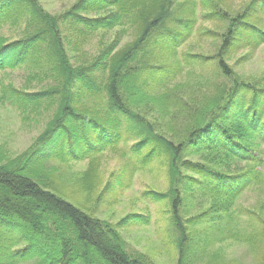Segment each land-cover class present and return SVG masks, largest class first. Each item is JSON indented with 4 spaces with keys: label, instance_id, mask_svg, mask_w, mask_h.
<instances>
[{
    "label": "trees",
    "instance_id": "16d2710c",
    "mask_svg": "<svg viewBox=\"0 0 264 264\" xmlns=\"http://www.w3.org/2000/svg\"><path fill=\"white\" fill-rule=\"evenodd\" d=\"M176 1L76 0L64 12L50 14L37 0H0V72L24 68L28 81L37 83L29 92L2 86L0 102L29 115L55 108L25 154L3 163L0 153V220L9 226H0V264H146L128 254L120 235L146 218L133 214L111 224L84 213L48 190L54 168L43 166L47 159L82 161L129 137L135 140L134 154L147 149L139 158L141 168L155 161L169 166L168 194L146 195L169 202L179 235L178 264L199 263L216 243L231 238L238 225L237 200L251 187L264 186V77H234L223 56L238 29L249 37L259 34L257 42H264V31L249 23L248 12L229 21L214 59L231 82L214 84L200 106L189 107V100L174 94L175 87L156 92L150 85L162 86L166 74L175 71L162 61L148 62L149 54L158 44L161 53H172L190 30ZM216 9L206 15L225 17ZM128 25L134 39L119 47L118 33L125 34ZM4 28L18 31V38L3 36ZM114 29V40L96 56L73 60L90 39ZM171 108V116L186 111L191 117L177 143L159 135L145 118L148 110L169 115ZM186 192L199 197V214L183 222ZM206 201L209 207L202 211ZM261 220L255 218L260 241L254 247L261 258L256 264H264ZM16 227L19 233L13 232Z\"/></svg>",
    "mask_w": 264,
    "mask_h": 264
},
{
    "label": "rangeland",
    "instance_id": "374dc122",
    "mask_svg": "<svg viewBox=\"0 0 264 264\" xmlns=\"http://www.w3.org/2000/svg\"><path fill=\"white\" fill-rule=\"evenodd\" d=\"M37 1L50 14L64 12L76 2ZM212 6L225 13V17H208L206 14H210ZM175 8L180 17L190 22V30L183 35L179 45L171 50L172 53L169 50L161 53L163 44H158L149 54L148 62L160 64L162 61L167 68L175 71V75L166 74L168 77L163 80L162 86L150 85L156 92L165 87L167 90L175 87L174 94L184 103L189 100L188 106L194 108L200 106L205 95L213 94L211 89L214 84L231 82L221 76L217 60L214 59L229 21L243 12H248L249 23L264 31V0H177ZM116 32L118 33V29L97 34L83 45L81 51L73 54V60L84 62L96 56L99 49L114 40ZM1 33L10 40L18 38V31L13 32L8 28H4ZM118 34L119 47L134 39L129 25L126 26L125 34ZM258 35L249 37L242 29L237 30L232 46L223 56L234 77L238 76L247 81H258L264 77V42L254 40ZM197 56H203L205 60H199ZM29 74L24 68L1 71L0 96L1 87L6 84H12L18 89L25 88L28 92L35 89L37 83L28 81ZM5 103L0 102V153L3 163L25 154L55 112L52 106L49 109H41L36 115H29L21 113V110L10 106L8 102ZM172 110L173 108L169 110V115L161 114L159 109L148 110L145 118L155 126L159 135L177 143L189 128L191 117L186 111L171 116ZM134 144L135 140L131 137L122 139L115 148L110 147L101 153L89 154L82 161L63 162L47 159L43 166L48 170L54 168V171L48 173L46 180L48 190L84 213L111 224H116L133 214L143 216L147 221L120 230L128 254L141 258L146 264H178L179 250L176 239L179 235L171 224L169 202L155 201L146 195L148 192L168 194L171 181L169 166L155 161L141 168L138 165L139 158L145 155L147 149L134 154ZM183 196L186 206L184 212L187 214L182 220L185 222L199 214L198 208L196 209L199 197L190 192L183 193ZM236 204L238 225L232 231L231 238L216 243L207 258L196 264H256V260L261 259L254 247L257 246L256 242L259 245L260 241V237L255 238V233H260L255 218L264 220V186L246 190ZM203 206L202 211L208 209L209 202L206 201ZM182 211L181 208V213ZM0 226L9 227L3 220H0ZM18 230L19 227H16L13 232L19 233Z\"/></svg>",
    "mask_w": 264,
    "mask_h": 264
}]
</instances>
